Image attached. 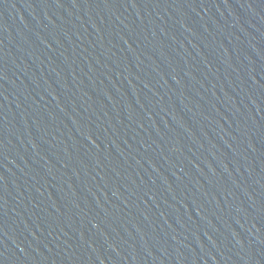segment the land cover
Segmentation results:
<instances>
[{
	"label": "water",
	"instance_id": "95a60500",
	"mask_svg": "<svg viewBox=\"0 0 264 264\" xmlns=\"http://www.w3.org/2000/svg\"><path fill=\"white\" fill-rule=\"evenodd\" d=\"M0 264H264V0H0Z\"/></svg>",
	"mask_w": 264,
	"mask_h": 264
}]
</instances>
